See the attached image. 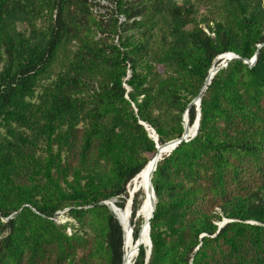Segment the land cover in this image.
Returning a JSON list of instances; mask_svg holds the SVG:
<instances>
[{
  "label": "trees",
  "instance_id": "obj_1",
  "mask_svg": "<svg viewBox=\"0 0 264 264\" xmlns=\"http://www.w3.org/2000/svg\"><path fill=\"white\" fill-rule=\"evenodd\" d=\"M228 52L157 163L148 264H264V0H0V264H128L102 202L125 207L151 130L183 135Z\"/></svg>",
  "mask_w": 264,
  "mask_h": 264
},
{
  "label": "water",
  "instance_id": "obj_2",
  "mask_svg": "<svg viewBox=\"0 0 264 264\" xmlns=\"http://www.w3.org/2000/svg\"><path fill=\"white\" fill-rule=\"evenodd\" d=\"M261 45H259V47H261ZM226 57L225 58V62L223 64H221L220 66H216V63L218 60H220L222 57ZM241 56H239L238 54L234 53V52H228V53H225L223 55H220L214 62L212 68L210 69L209 71V75L205 81V84L204 86L202 87L199 95L188 105V109H187V112L185 114V123H184V133L183 135L180 137V138H177V139H174V140H171L169 142H166L164 144H160L158 142V135L156 134L155 130H151L150 127L146 124V127L148 130H151V136L156 140L157 142V147H158V152L156 154V156L151 160V162H153L155 164V167L154 169L151 171V174H150V181H149V187H150V191L152 192V195H153V199H152V210H151V214L148 218V220H145V223L144 225L147 223V226H148V229H149V240H150V246L148 247V257H147V264H148V260L150 258V255H151V251H152V240H151V237H150V229H151V226H150V220L151 218L153 217L154 215V211L156 209V203H157V195H156V192H155V189H154V185H153V176H154V171L156 170L157 168V163L164 158L161 157V159L158 161V156H160L161 152L167 150L169 147L170 148V151L169 153H167L166 155H169L182 141L184 140H190L192 139L193 137L196 136V134L198 133L199 131V126H200V118H201V101H202V98L209 86V84L212 82V79L214 78L215 74L217 73V71L224 67V66H227L228 65V62L232 59H240ZM258 60V51L256 52V54L253 56V58L251 59H244L245 62H247L250 66H254L255 63L257 62ZM193 105H196L197 107V111H198V115H197V119L195 121L196 123V129H195V132L192 136H189L188 135V124L190 122V116H189V110L190 108L193 106ZM132 197H133V193H131ZM102 203L104 204H107L111 210L114 212L115 216L117 217V219L120 221L122 227H123V230H124V226H123V223H122V220L119 218V216L117 215L116 211H115V208L114 206L112 205V200H107V201H103ZM139 213V212H138ZM147 221V222H146ZM228 221L224 222V223H221L219 225L220 228H222ZM144 227V226H143ZM142 232V230H141ZM141 235V234H140ZM140 238V237H139ZM139 238H138V241H139ZM124 241H125V230H124ZM139 243V242H137ZM138 245V253H137V256L139 254V249H140V246L139 244ZM146 245V244H145ZM125 253V252H124ZM124 264H125V256H124Z\"/></svg>",
  "mask_w": 264,
  "mask_h": 264
},
{
  "label": "bare ground",
  "instance_id": "obj_3",
  "mask_svg": "<svg viewBox=\"0 0 264 264\" xmlns=\"http://www.w3.org/2000/svg\"><path fill=\"white\" fill-rule=\"evenodd\" d=\"M222 58H226L225 56ZM196 129V123H194L192 126L190 125V123L188 124V135L192 132H194ZM169 147L167 150L161 152L160 156H158V161L160 160L161 155L164 152H168L170 151ZM155 164L153 162H151V160L147 163V165L145 166V168L142 170L141 172V178H136V186L142 188V191L145 195V192L148 190V198H149V202H148V212H147V219L149 218L150 214H151V210H152V199H153V195L152 192L150 191V187H149V181H150V174L151 171L154 169ZM136 187V189H137ZM133 193V192H132ZM150 194H151V199H150ZM112 202L115 203V211L117 213V215L119 216V218L122 220L123 226H124V230H125V251L127 253V257L126 260L128 259V264H133L134 260L137 256L138 253V245L137 244H141V237L142 234L145 233L146 237H147V241H148V233H149V229L147 226V223L144 225V227L142 228V232L139 238V243L136 244V248L132 249L131 245H132V241H133V233L131 231L130 228V222H131V216L129 213L130 210V205L128 206L127 209L121 208L117 205V200H112ZM130 203V202H129ZM147 222V221H146ZM150 242V241H149ZM125 256V253H124ZM125 264L126 261H125Z\"/></svg>",
  "mask_w": 264,
  "mask_h": 264
},
{
  "label": "rangeland",
  "instance_id": "obj_4",
  "mask_svg": "<svg viewBox=\"0 0 264 264\" xmlns=\"http://www.w3.org/2000/svg\"><path fill=\"white\" fill-rule=\"evenodd\" d=\"M103 3L105 4V5H108L109 3H108V1H103ZM205 13V12H204ZM222 60H221V64H223L224 62H225V58H221ZM217 66V65H216ZM190 123V122H189ZM191 125V124H190ZM192 126V125H191ZM137 178V177H136ZM136 178H134L133 180H132V182L128 185V191H129V199L127 200V202H126V204H125V207H124V209H127L128 208V206L130 205V210H129V213H130V216H131V222H130V228H131V231H132V233H133V236H134V232H135V224L133 223V218H132V208H133V198H134V195H135V193L137 192V189H136ZM137 188H139V190L140 191H142V188H140V187H137ZM133 192V197H132V195H131V193ZM115 200H117V201H120V199H118V198H116ZM130 202V203H129ZM148 202H149V198H148V194L145 196V198H144V200H143V203H142V205H141V207H140V209H139V213H137V216H136V219L137 218H144L143 216H141L140 215V212H141V208H143V207H146V211L148 212ZM113 204H114V208H115V203L114 202H112ZM135 219V220H136ZM145 219V218H144ZM57 220L58 221H60V222H66V221H68V220H71L72 221V219L70 218V217H68V215H66L65 213H64V211H61L60 213H59V215L57 216ZM226 221H229V219H223L222 221H220V222H218L219 223V225L221 224V223H224V222H226ZM143 226H144V224H143ZM143 228V227H142ZM150 240H149V233H148V241H141L143 244H146L148 247L150 246V242H149ZM131 248L132 249H135L136 248V245H135V243L132 241V245H131Z\"/></svg>",
  "mask_w": 264,
  "mask_h": 264
}]
</instances>
